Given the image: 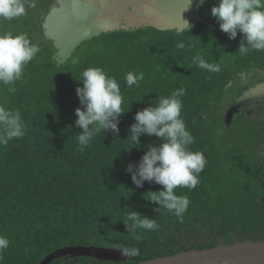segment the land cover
<instances>
[{"label":"trees","instance_id":"1","mask_svg":"<svg viewBox=\"0 0 264 264\" xmlns=\"http://www.w3.org/2000/svg\"><path fill=\"white\" fill-rule=\"evenodd\" d=\"M41 1L17 18L20 27L0 20V34L26 33L31 40L34 35L40 48L15 93L0 85V105L18 110L26 125L22 138L0 146V235L9 240L0 264H39L68 245L135 247L139 255L124 262L66 255L48 264H134L190 248L264 240V96L226 117L228 102L264 80V51L237 52L241 34L229 39L211 15L217 0H206L190 32L147 24L118 28L83 41L61 63L42 36L46 7ZM181 40L185 47L178 49ZM196 56L220 65L221 71L200 69ZM88 67L115 77L123 107L130 108L119 117L118 137L99 133L81 152L76 137L82 130L74 123V110L82 106L75 89ZM129 71L144 73L131 88L124 82ZM181 87L186 90L181 118L195 137L190 149L207 159L195 189L175 190L190 201L182 223L164 208L154 211L159 206L146 200L161 185L146 181L137 187L125 171L149 144L160 142L142 134L139 147L126 139L135 112ZM132 210L154 218L159 229L128 231L124 221Z\"/></svg>","mask_w":264,"mask_h":264},{"label":"clouds","instance_id":"2","mask_svg":"<svg viewBox=\"0 0 264 264\" xmlns=\"http://www.w3.org/2000/svg\"><path fill=\"white\" fill-rule=\"evenodd\" d=\"M38 2L39 0H0V20L13 21L24 17L28 9L37 8ZM190 3L191 0H188L187 7ZM210 11L218 21L220 30L229 39H235L238 32L241 34L237 50L240 55H247L250 51H264V0H217ZM191 27L185 21L182 29L190 32ZM176 47L183 49L184 41H178ZM39 52L38 44L26 33L0 34V85L8 86V92L15 93L16 82L22 80L25 67ZM194 63L211 73L221 71L220 65L209 63L201 56H196ZM143 78V72L129 71L124 76V82L131 88ZM77 80L82 84L75 89L82 107L74 110V123L82 130L77 133L76 138L79 150L83 152L99 133L110 132L118 137L119 117L130 106L127 110L124 109L119 82L100 67L83 69ZM185 94L186 90L181 87L167 96H159L155 104L152 100L147 107L137 110L133 117L134 123L129 126L130 134L126 138L139 147V137L142 134L154 135L160 141L158 144H149L136 165L127 164L125 171L131 174V180L137 187H142L146 181L161 185L162 190L151 191L152 195L146 200L159 206L154 211L164 208L173 213L180 223L183 222V214L190 201L186 195H178L175 190L195 189L200 183L199 174L207 164L202 151L190 149V145L195 143V137L181 118L183 103L180 98ZM25 134L26 125L21 113L0 105V146L22 138ZM124 224L130 232H135L137 228L153 231L160 227L154 218L135 210L127 214ZM134 238L140 239L138 235ZM8 246L7 237L0 235V252ZM121 252L126 257L139 255V249L135 247H121ZM2 258L0 255V259Z\"/></svg>","mask_w":264,"mask_h":264},{"label":"water","instance_id":"3","mask_svg":"<svg viewBox=\"0 0 264 264\" xmlns=\"http://www.w3.org/2000/svg\"><path fill=\"white\" fill-rule=\"evenodd\" d=\"M99 2L52 0L48 5L40 25L42 36L50 40L55 49L53 58L57 63L67 60L83 41L114 29H128L147 24L160 30L181 31L185 21L192 25L194 21L201 19L199 11L206 0H191L188 7V0H114L115 5L109 8V11ZM128 6L133 8L130 12L126 9ZM134 10L143 14L149 11V16L152 17L145 19L141 24L126 25L121 18H125ZM261 96H264V80L248 87L231 102L226 112L227 119H230L243 103ZM66 255H86L116 262H124L130 258L115 247L68 245L53 250L39 264H48L53 259ZM134 264H264V240H236L212 247L190 248Z\"/></svg>","mask_w":264,"mask_h":264},{"label":"rangeland","instance_id":"4","mask_svg":"<svg viewBox=\"0 0 264 264\" xmlns=\"http://www.w3.org/2000/svg\"><path fill=\"white\" fill-rule=\"evenodd\" d=\"M52 0H45V1H41L44 6L46 7L47 4H49ZM101 5H105L106 1L111 5L112 4V0H99ZM135 1H138V0H135ZM147 2H152V0H145ZM45 2V3H44ZM46 4V5H45ZM31 9H28L27 10V13L30 12ZM120 11V10H119ZM121 12H124L123 10H121ZM125 13V12H124ZM151 12H147L146 14H143V13H140L136 10L132 11L130 14H127V16L125 18H121L122 21L125 22L126 25H134V24H141L143 23V21L147 18H151L152 16H149ZM126 14V13H125ZM17 19H14L13 21H9L11 22V24H16V26H21L20 22H16ZM35 39H37V37H35ZM32 40H34V35H32ZM224 99V98H223ZM227 100V99H226ZM229 100H227L225 102V104L228 102ZM229 104L227 105V108L229 107L230 105V102H228ZM264 119V118H263Z\"/></svg>","mask_w":264,"mask_h":264},{"label":"flooded vegetation","instance_id":"5","mask_svg":"<svg viewBox=\"0 0 264 264\" xmlns=\"http://www.w3.org/2000/svg\"><path fill=\"white\" fill-rule=\"evenodd\" d=\"M129 1H135V0H129ZM51 2H52V1H51ZM51 2H50V3H51ZM50 3H49V4H50ZM49 4L46 5V10H47V7H48ZM99 4L101 5L100 2H99ZM114 5H115L114 0H112V4H111V5L106 1L105 5H104V7H105L104 9H106L107 11H109V8H113ZM117 9L120 10L119 7H117ZM126 9H127L128 12H130L133 8H132L131 6H130V7L128 6ZM46 10H45V12H46ZM118 10H117V11H118ZM45 12H44V13H45Z\"/></svg>","mask_w":264,"mask_h":264}]
</instances>
